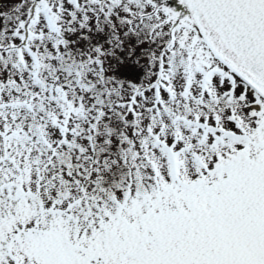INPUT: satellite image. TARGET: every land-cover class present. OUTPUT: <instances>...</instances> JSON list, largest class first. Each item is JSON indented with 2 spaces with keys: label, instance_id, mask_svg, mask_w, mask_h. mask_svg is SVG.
I'll return each instance as SVG.
<instances>
[{
  "label": "snow or ice",
  "instance_id": "obj_1",
  "mask_svg": "<svg viewBox=\"0 0 264 264\" xmlns=\"http://www.w3.org/2000/svg\"><path fill=\"white\" fill-rule=\"evenodd\" d=\"M0 264H264V0H0Z\"/></svg>",
  "mask_w": 264,
  "mask_h": 264
},
{
  "label": "bare ground",
  "instance_id": "obj_2",
  "mask_svg": "<svg viewBox=\"0 0 264 264\" xmlns=\"http://www.w3.org/2000/svg\"><path fill=\"white\" fill-rule=\"evenodd\" d=\"M170 3L174 5L175 4V0H170Z\"/></svg>",
  "mask_w": 264,
  "mask_h": 264
}]
</instances>
